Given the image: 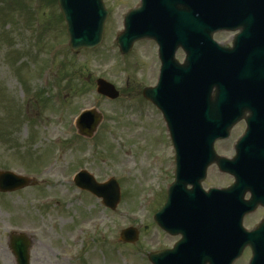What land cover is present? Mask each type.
<instances>
[{
    "label": "rangeland",
    "instance_id": "1",
    "mask_svg": "<svg viewBox=\"0 0 264 264\" xmlns=\"http://www.w3.org/2000/svg\"><path fill=\"white\" fill-rule=\"evenodd\" d=\"M3 2L0 170L32 177L35 183L0 193V264H15L8 248L13 231L31 236L30 264H151L146 254L171 247L179 236L165 233L153 221L173 180L166 128L158 110L142 96V88L158 76L157 47L151 40L137 41L122 55L115 42L124 13L138 1L103 0L109 12L101 43L76 53L68 47L56 2ZM233 34L216 32L213 39L230 44ZM13 49L18 53L11 55ZM183 56L176 52L177 60ZM96 78L110 82L119 96L109 100L98 94ZM91 108L102 114V121L90 138L81 137L74 120ZM242 129L240 123L228 139L217 141V154L231 156ZM82 168L99 181L110 176L118 181L116 209L109 211L75 187L71 177ZM230 182L211 166L202 186ZM128 226L137 230L133 243L118 238ZM249 255L246 250L242 257Z\"/></svg>",
    "mask_w": 264,
    "mask_h": 264
},
{
    "label": "water",
    "instance_id": "2",
    "mask_svg": "<svg viewBox=\"0 0 264 264\" xmlns=\"http://www.w3.org/2000/svg\"><path fill=\"white\" fill-rule=\"evenodd\" d=\"M260 1L261 19L264 0ZM58 4L67 22L69 45L73 51L82 47L92 48L101 41L103 23L107 16L102 0H58ZM169 9L172 12H169ZM182 9L188 10L185 6L179 9L176 5L166 7L168 13L165 14V19H159L158 23L152 21L156 24L172 25L174 21L179 24L176 26L177 30H173L170 26L166 30L175 32L176 38L172 42L164 35L162 27L157 26V29H153L146 25L144 19L146 10L143 8L130 14V19L126 20L127 30L117 38L121 52L127 53L132 42L137 38L146 34L151 35L150 33L158 37L163 76L156 90L158 93L145 89L144 95L164 108L169 125L173 129L172 136L175 137L177 150L176 180L169 189V198L164 208L157 212L154 218L168 232L180 233L182 240L174 249L150 253L148 257L153 264H231L245 245L251 247L254 257L264 256V225L251 233H246L241 228L242 202L241 194H238L239 190L217 191L213 195H205L199 188L208 163L217 160L222 168L237 169L238 161L248 156V151H244L243 157L237 153L234 160L228 162L215 157L212 143L217 137L225 136L229 126L228 123L222 126L217 120V105L218 102H220L219 106L223 104L224 107L228 103L234 107L239 104L243 109L245 108L243 106L251 104L250 98L253 99L255 95L259 96L260 100L264 98V85L261 84V81H264V61L261 56L251 58L245 54L244 49H240L238 53L245 60L247 76L243 78V71L237 66L239 61L226 60L223 69L237 70L243 85L241 87L238 82L227 84L223 79L222 70L213 67L210 63V57L215 60L225 59L227 54L226 50H223L226 48L215 47L209 39L210 28L219 26L218 22L204 21L193 10L190 18L182 16V12H179ZM198 9L204 8L198 7ZM165 10L162 13H165ZM136 17L137 19H134ZM188 28L196 41L187 51L185 64L179 66L173 59V50L179 42L186 46V37H182L178 31ZM207 72H212V77ZM256 72L259 85L254 89L250 81L253 76L255 77ZM212 87L216 89V99L211 101L207 95ZM161 89H164L165 98L160 97ZM204 90L207 94L202 93ZM97 91L110 98L118 95L114 87L102 79L97 80ZM205 95L206 107H202L197 101L200 98L205 99ZM258 108L261 114V108ZM100 117L93 110L84 112L77 123L79 133L91 136ZM229 120L230 123L232 119ZM215 128H218L219 134L213 132ZM223 130L225 133L221 134ZM258 134L259 129L247 136V140L253 136L255 141ZM197 164L202 166L201 176H198ZM236 177L235 187L239 183V178L237 175ZM75 183L80 188L101 197L102 203L111 209H114L119 201V187L114 179L97 184L90 175L82 171L78 174ZM187 183L193 186L189 191L185 190ZM29 184L31 180L26 177L11 172H0V192L14 191ZM120 239L133 242L136 239V230L131 227L122 230ZM30 245L31 239L24 234L9 236V247L16 257L17 264H28Z\"/></svg>",
    "mask_w": 264,
    "mask_h": 264
},
{
    "label": "flooded vegetation",
    "instance_id": "3",
    "mask_svg": "<svg viewBox=\"0 0 264 264\" xmlns=\"http://www.w3.org/2000/svg\"><path fill=\"white\" fill-rule=\"evenodd\" d=\"M253 213L257 214V216H260L259 219L260 218H263L264 217V207H260V206L257 207V209L255 210V212H253ZM244 221L247 222V223H253V222H255V217L247 215L245 217V220Z\"/></svg>",
    "mask_w": 264,
    "mask_h": 264
}]
</instances>
